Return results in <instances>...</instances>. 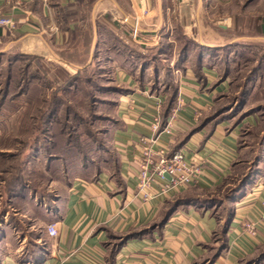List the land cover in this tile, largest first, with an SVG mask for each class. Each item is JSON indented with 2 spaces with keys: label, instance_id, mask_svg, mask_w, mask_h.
I'll list each match as a JSON object with an SVG mask.
<instances>
[{
  "label": "crops",
  "instance_id": "obj_1",
  "mask_svg": "<svg viewBox=\"0 0 264 264\" xmlns=\"http://www.w3.org/2000/svg\"><path fill=\"white\" fill-rule=\"evenodd\" d=\"M162 1L129 0L131 12L123 16L133 31L141 33L148 49L169 28L161 13ZM77 5V0H49L47 5L36 0H0L2 15L17 22L14 30L0 26V55H11L16 61L35 56L89 68L64 56L72 52L67 46L78 21L73 13ZM104 15L93 19L94 27ZM110 21L115 26L121 22ZM137 37L133 41L141 43ZM202 37L196 43L205 49L203 56L197 57L198 48H193L181 63H174L175 102L181 98L184 108L173 135L155 136L152 130L155 118L163 115L158 101L164 106L170 97L143 85L149 68L124 63L119 53L113 54L115 59L106 56L107 62H114V83L121 88L109 130L114 167L103 168L91 179L62 176V191L54 187L60 182L57 176L50 181L49 198L28 182L20 190L0 193V199L10 204L0 212V264H264V138L255 162L247 159L242 136L245 126L256 123L254 116L237 122V115H227L233 109L218 106L231 85V78L220 74L218 53L232 42ZM94 52H87L90 64ZM156 76L159 81L162 72ZM197 109L203 112L199 119ZM143 136L157 137L159 145L180 149L188 161L202 164L199 183L163 191L165 181L157 180L151 199L145 200L137 188L138 140ZM227 188L225 198L217 203L215 193ZM174 202L185 204L165 221ZM216 205L228 210L227 219L217 216ZM248 223L256 225L255 235L245 230ZM51 224H56V237L48 234Z\"/></svg>",
  "mask_w": 264,
  "mask_h": 264
},
{
  "label": "rangeland",
  "instance_id": "obj_2",
  "mask_svg": "<svg viewBox=\"0 0 264 264\" xmlns=\"http://www.w3.org/2000/svg\"><path fill=\"white\" fill-rule=\"evenodd\" d=\"M114 1L117 5L110 0H77L73 13L78 21L67 46L72 52L64 56L89 68L35 56L16 61L0 55V193L20 190L28 182L49 198L50 181L57 176L60 182L54 187L62 191V176L91 179L103 168L114 167L109 130L121 88L114 83V62H107L106 56L119 53L122 62L149 68L143 85L171 97L174 63H181L184 48L201 43L203 35L232 42L218 53L220 74L231 78L230 90L218 106L233 109L227 115H237V122L254 116L258 125L245 126L242 143L247 159L255 160L264 138V0H163L161 13L169 28L150 49L140 32L136 39L142 44L133 41L134 29L123 21L131 12L129 0ZM101 2H106L102 8ZM100 14H105L103 22L94 27L93 19L100 20ZM114 18L121 20L116 26L110 21ZM117 32L124 39H118ZM90 50L95 51L91 64L86 61ZM229 188L215 193L217 203ZM9 206L2 197L0 212ZM215 208L219 218H228V210Z\"/></svg>",
  "mask_w": 264,
  "mask_h": 264
},
{
  "label": "built area",
  "instance_id": "obj_3",
  "mask_svg": "<svg viewBox=\"0 0 264 264\" xmlns=\"http://www.w3.org/2000/svg\"><path fill=\"white\" fill-rule=\"evenodd\" d=\"M36 1L43 5H47L49 2V0ZM0 26L8 30H14L17 26V22L13 17L3 16L0 11ZM134 36H138L137 30L134 31ZM162 106L163 103L158 101L157 107L159 110L162 109ZM183 108L184 102L179 98L172 108L169 118L167 119V124L163 130H160L162 118L158 115L151 125L155 136L162 132L173 135L178 113L182 111ZM202 115V110L197 109L195 111L196 119H199ZM138 145L141 150V159L137 174V188L145 200L151 199V190L157 180L165 181L163 184V191L168 189L178 190L199 183L203 175L202 164L188 161L182 150L171 151L169 148L159 145L157 137H140ZM245 230L251 235H255L256 225L254 223H248L245 225ZM47 231L51 237H56L58 235L56 224L49 225Z\"/></svg>",
  "mask_w": 264,
  "mask_h": 264
},
{
  "label": "trees",
  "instance_id": "obj_4",
  "mask_svg": "<svg viewBox=\"0 0 264 264\" xmlns=\"http://www.w3.org/2000/svg\"><path fill=\"white\" fill-rule=\"evenodd\" d=\"M193 48H198V52L196 53L197 57L203 56V54L205 52V49L201 48V46L193 43V44L190 45V47H185L184 48V51L181 52V54L179 55L180 59L183 58V60H184L186 57H188L189 52ZM7 85L9 86V83ZM6 90L7 89H5V91H4L5 92L4 93L5 96H6ZM175 99H176V89H175L174 94L170 97V100L162 107L163 115H162V122H161L160 130H163V128L167 124V118L169 117L172 108L176 104ZM184 204H185L184 202H174L171 205H169V207H168V209H167V211L165 213V219L164 220L166 221L169 218V216L175 212V210H177L180 206H183ZM224 231H222V233H224Z\"/></svg>",
  "mask_w": 264,
  "mask_h": 264
}]
</instances>
